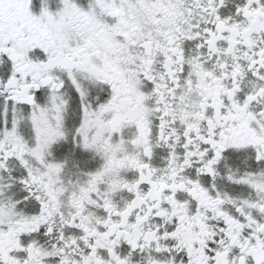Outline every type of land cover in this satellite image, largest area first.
I'll list each match as a JSON object with an SVG mask.
<instances>
[{"label":"snow or ice","instance_id":"1","mask_svg":"<svg viewBox=\"0 0 264 264\" xmlns=\"http://www.w3.org/2000/svg\"><path fill=\"white\" fill-rule=\"evenodd\" d=\"M0 264H264V0H0Z\"/></svg>","mask_w":264,"mask_h":264}]
</instances>
